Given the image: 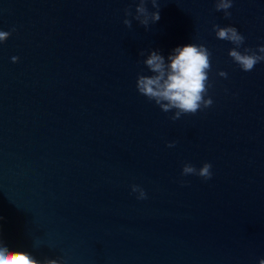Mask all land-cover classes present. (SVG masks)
<instances>
[{
  "label": "water",
  "instance_id": "obj_1",
  "mask_svg": "<svg viewBox=\"0 0 264 264\" xmlns=\"http://www.w3.org/2000/svg\"><path fill=\"white\" fill-rule=\"evenodd\" d=\"M157 2L146 30L134 0H0V31L11 33L0 43V240L10 251L58 264L264 259V62L243 72L213 31L235 27L241 52L264 46V0H232L228 18L215 0ZM188 44L211 53L213 103L173 121L136 81L152 75V50L167 60ZM205 163L209 180L181 174Z\"/></svg>",
  "mask_w": 264,
  "mask_h": 264
},
{
  "label": "clouds",
  "instance_id": "obj_2",
  "mask_svg": "<svg viewBox=\"0 0 264 264\" xmlns=\"http://www.w3.org/2000/svg\"><path fill=\"white\" fill-rule=\"evenodd\" d=\"M137 3L135 8V19L146 30L150 22L157 23L160 20L159 5L157 0H134ZM151 3L156 11L149 12L146 7ZM232 7V0H215V10L223 12L225 18L230 17L229 9ZM125 16H132L130 9L125 10ZM126 27H132V21L125 19L123 21ZM216 38L227 41L234 45L229 50V57L239 66L243 72H250L261 62H264V46L258 49L245 48L243 52L239 49L245 42V38L235 27L213 26ZM11 33L0 31V43L6 42ZM143 55V53H140ZM211 53L203 45L188 44L186 46L176 47L171 54L165 56L156 50H152L144 64L152 73L151 76L139 75L136 81V88L140 95L146 97L149 101H154L161 111L168 113L175 110L171 117L173 121L180 119L182 115H195L202 109L211 107L213 101L211 98L205 99L208 88V72L211 69ZM18 57H12V62L17 63ZM220 77L227 78L226 72H218ZM167 147H175L174 143ZM211 164L205 163L199 170L191 164H185L182 169V175H196L204 180L212 178ZM132 191L139 193L138 199H146V193L138 186L133 185ZM0 264H58L55 259L37 260L33 255L25 251H10L0 240ZM264 264V259L259 261Z\"/></svg>",
  "mask_w": 264,
  "mask_h": 264
}]
</instances>
